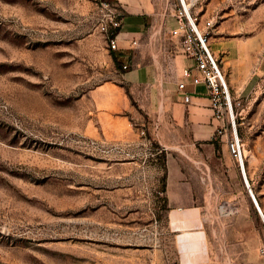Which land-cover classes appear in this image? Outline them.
<instances>
[{
  "label": "rangeland",
  "instance_id": "1",
  "mask_svg": "<svg viewBox=\"0 0 264 264\" xmlns=\"http://www.w3.org/2000/svg\"><path fill=\"white\" fill-rule=\"evenodd\" d=\"M105 2L121 12L0 0V264H264L263 216L226 137L211 121L153 133L131 61L100 30ZM178 2L153 0V16L175 22ZM189 2L231 85L264 214V0ZM169 157L194 185L184 213L168 199Z\"/></svg>",
  "mask_w": 264,
  "mask_h": 264
},
{
  "label": "crops",
  "instance_id": "2",
  "mask_svg": "<svg viewBox=\"0 0 264 264\" xmlns=\"http://www.w3.org/2000/svg\"><path fill=\"white\" fill-rule=\"evenodd\" d=\"M115 2L121 11L122 23L117 37V54L131 61V70L125 72L124 78L128 83L142 87L145 107L153 108L151 122L153 133L155 134V130L162 126L163 119L171 120L172 125L187 122L190 127L193 124L197 126V131H203L202 126L211 121L213 129L216 130L219 122L213 117L206 85L191 83L187 85L185 91L191 94L189 103L184 101L185 91L178 89L177 82L182 78L183 68L193 66L194 62L183 53L178 39L170 35V30L177 26V21H157L153 16V0ZM162 24L165 25V31L162 30ZM134 40L138 43L133 44ZM168 41H171V44ZM241 45L238 51L239 70L247 75L254 60L251 61L249 69H244L241 62ZM251 78L252 76L245 82H240L239 91L243 92L250 86ZM174 161L178 166L173 169ZM167 165V193L170 205L177 208V213H184L186 207L194 204L193 182L187 178L179 162L174 158L169 157Z\"/></svg>",
  "mask_w": 264,
  "mask_h": 264
},
{
  "label": "built area",
  "instance_id": "3",
  "mask_svg": "<svg viewBox=\"0 0 264 264\" xmlns=\"http://www.w3.org/2000/svg\"><path fill=\"white\" fill-rule=\"evenodd\" d=\"M102 5L109 11L100 22V30L109 32L111 28L113 29V36L109 38V43L111 48L118 49L117 37L122 25L121 14L116 12L115 6L110 2H105ZM173 15L177 21V26L170 30V35L178 39L183 53L194 62L193 66L183 68L182 78L177 82L178 89L185 91L190 83L194 85L205 84L208 88L213 117L219 122L216 130L222 137H226L230 155L238 169L243 173L247 189L264 220V215L245 172L246 151L237 129L232 88L217 54L210 44V32L201 27L198 17L191 10L189 0H179L178 8ZM211 23L208 22L207 28L212 25ZM137 43V40L133 41V44ZM124 67L128 68L129 65L125 64ZM184 101L187 103L191 101V94L186 91ZM262 254L264 255V248Z\"/></svg>",
  "mask_w": 264,
  "mask_h": 264
},
{
  "label": "trees",
  "instance_id": "4",
  "mask_svg": "<svg viewBox=\"0 0 264 264\" xmlns=\"http://www.w3.org/2000/svg\"><path fill=\"white\" fill-rule=\"evenodd\" d=\"M114 54V56H115V58L117 57V55L115 54V53H113Z\"/></svg>",
  "mask_w": 264,
  "mask_h": 264
},
{
  "label": "bare ground",
  "instance_id": "5",
  "mask_svg": "<svg viewBox=\"0 0 264 264\" xmlns=\"http://www.w3.org/2000/svg\"><path fill=\"white\" fill-rule=\"evenodd\" d=\"M261 208V207H260ZM263 213V212H262ZM264 215V214H263Z\"/></svg>",
  "mask_w": 264,
  "mask_h": 264
}]
</instances>
